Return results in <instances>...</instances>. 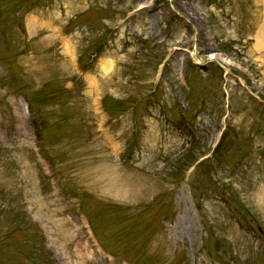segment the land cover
<instances>
[{
    "label": "rangeland",
    "instance_id": "rangeland-1",
    "mask_svg": "<svg viewBox=\"0 0 264 264\" xmlns=\"http://www.w3.org/2000/svg\"><path fill=\"white\" fill-rule=\"evenodd\" d=\"M263 28L264 0H0V264H264Z\"/></svg>",
    "mask_w": 264,
    "mask_h": 264
},
{
    "label": "bare ground",
    "instance_id": "bare-ground-1",
    "mask_svg": "<svg viewBox=\"0 0 264 264\" xmlns=\"http://www.w3.org/2000/svg\"><path fill=\"white\" fill-rule=\"evenodd\" d=\"M150 11V10H149ZM263 30H264V28H263ZM261 35H262V32H261ZM264 35V34H263ZM259 38V37H258ZM261 38H262V36H261ZM264 38V37H263ZM261 40H263V39H261ZM63 41H65V40H63ZM67 42L68 43H66L65 44V46L67 47L66 48V50H68V53L70 52L71 53V56H72V51H73V43H71V42H69L68 40H67ZM258 42H260L259 40H258ZM263 42H264V40H263ZM75 45V44H74ZM261 45H264V44H261ZM71 56H70V58H71ZM111 64H112V62H110V60H106V59H103V62H101V64H100V67H101V70L102 71H104L105 73H107L109 70H110V66H111ZM92 80V79H91ZM93 81H94V78H93ZM92 86V85H91ZM93 90L94 91H98V87H97V83L95 82L94 84H93ZM100 90V89H99ZM98 93V92H97ZM92 94V93H91ZM99 95V94H98Z\"/></svg>",
    "mask_w": 264,
    "mask_h": 264
}]
</instances>
